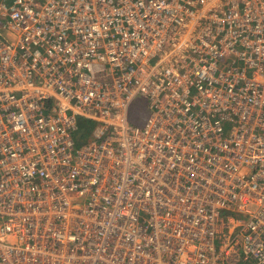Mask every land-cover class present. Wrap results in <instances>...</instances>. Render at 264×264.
<instances>
[{
	"label": "built area",
	"instance_id": "1",
	"mask_svg": "<svg viewBox=\"0 0 264 264\" xmlns=\"http://www.w3.org/2000/svg\"><path fill=\"white\" fill-rule=\"evenodd\" d=\"M96 244L264 264V0H0V264H103Z\"/></svg>",
	"mask_w": 264,
	"mask_h": 264
},
{
	"label": "bare ground",
	"instance_id": "2",
	"mask_svg": "<svg viewBox=\"0 0 264 264\" xmlns=\"http://www.w3.org/2000/svg\"><path fill=\"white\" fill-rule=\"evenodd\" d=\"M127 111H128V109H127ZM78 121V120H77ZM78 129V128H77ZM77 129H76V131H77ZM76 131L74 132V140L76 141L77 139L75 138V133H76ZM93 139V132H92V134H91V137L88 139V140H86V142L85 143H87L88 141H91ZM84 143V144H85ZM84 144H82V145H84ZM82 145H80V146H82ZM79 146V147H80ZM133 162H134V164H136V165H142L143 163H144V160L141 158V157H138L136 160H133ZM165 165V164H164ZM111 171L109 170V171H104V177L107 179V178H110L112 181H126V183H127V180L129 179V181H131L132 182V180H133V182H136V179H135V172H131L130 173V175H127L128 177H126L125 175H122V174H118V173H113V172H111ZM157 182H160V181H157ZM133 187V186H132ZM134 187H136V183L134 184ZM194 188V187H193ZM195 189V188H194ZM141 191L140 190H137V189H135L134 188V190H133V193L135 194V195H137V197L138 198H140V196H141V193H140ZM95 213V211H94V209H92V210H90V211H88L87 212V214L85 215V216H89V215H91V214H94ZM105 244V243H104ZM94 248H95V251H94V255H96V256H98V257H100L101 259H102V262H103V264H104V261H103V258H104V256H105V247L103 248V249H101L100 248V246L98 245V244H96V245H94Z\"/></svg>",
	"mask_w": 264,
	"mask_h": 264
},
{
	"label": "trees",
	"instance_id": "3",
	"mask_svg": "<svg viewBox=\"0 0 264 264\" xmlns=\"http://www.w3.org/2000/svg\"><path fill=\"white\" fill-rule=\"evenodd\" d=\"M77 131L75 133L76 140V147L84 144L86 140L91 137V134L95 128L94 123L79 118L77 121Z\"/></svg>",
	"mask_w": 264,
	"mask_h": 264
},
{
	"label": "rangeland",
	"instance_id": "4",
	"mask_svg": "<svg viewBox=\"0 0 264 264\" xmlns=\"http://www.w3.org/2000/svg\"><path fill=\"white\" fill-rule=\"evenodd\" d=\"M143 115L144 113L139 112L137 109H134L133 111L130 112V120L133 123L138 124L139 122L141 123L143 120Z\"/></svg>",
	"mask_w": 264,
	"mask_h": 264
}]
</instances>
